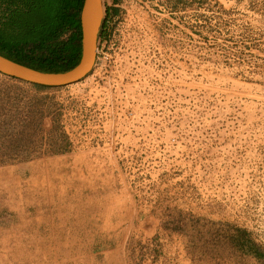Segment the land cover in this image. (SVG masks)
I'll return each mask as SVG.
<instances>
[{"label": "rangeland", "instance_id": "374dc122", "mask_svg": "<svg viewBox=\"0 0 264 264\" xmlns=\"http://www.w3.org/2000/svg\"><path fill=\"white\" fill-rule=\"evenodd\" d=\"M115 6L91 74L38 89L73 148L0 163V264H257L170 227L190 213L264 244V0Z\"/></svg>", "mask_w": 264, "mask_h": 264}, {"label": "trees", "instance_id": "16d2710c", "mask_svg": "<svg viewBox=\"0 0 264 264\" xmlns=\"http://www.w3.org/2000/svg\"><path fill=\"white\" fill-rule=\"evenodd\" d=\"M110 1L99 33V48L109 37V22L117 12L115 4L119 0ZM81 3L82 0H0V54L45 70L59 71L74 66L81 56ZM4 84L0 105H4L5 154L0 156V163L27 161L73 148L69 134L60 123L62 102L54 94L38 90L62 86L32 84L6 75ZM187 215L182 223L170 228L196 236L207 257L212 256L217 245H225L234 258L248 256L255 263L264 264V244L250 230L231 222ZM187 242L193 255L196 244L189 238Z\"/></svg>", "mask_w": 264, "mask_h": 264}, {"label": "water", "instance_id": "95a60500", "mask_svg": "<svg viewBox=\"0 0 264 264\" xmlns=\"http://www.w3.org/2000/svg\"><path fill=\"white\" fill-rule=\"evenodd\" d=\"M105 15L104 0H82L80 8L81 56L66 70L33 68L0 54V73L32 84L65 86L84 80L94 70L99 51V33Z\"/></svg>", "mask_w": 264, "mask_h": 264}, {"label": "crops", "instance_id": "0c3cea01", "mask_svg": "<svg viewBox=\"0 0 264 264\" xmlns=\"http://www.w3.org/2000/svg\"><path fill=\"white\" fill-rule=\"evenodd\" d=\"M117 227L115 228V230H113L111 233L113 234V235H115L116 234V232L118 233V231H119V229H118V224L116 225ZM97 237V236H96ZM96 237H94L93 238V241H92V250H95L96 248H99V247H102V246H107V245H109V244H111V243H113L112 241H109V239L108 238H106V237H103L102 235H98V238H97V242L95 241V239H96ZM112 250V252H117L118 253V251L120 250V247L117 245V246H115L114 248H112L111 249ZM114 262L111 260V259H109L108 261H106V264H113ZM88 264H96L95 263V261L94 260H91V262L90 263H88Z\"/></svg>", "mask_w": 264, "mask_h": 264}, {"label": "bare ground", "instance_id": "6f19581e", "mask_svg": "<svg viewBox=\"0 0 264 264\" xmlns=\"http://www.w3.org/2000/svg\"><path fill=\"white\" fill-rule=\"evenodd\" d=\"M101 204V203H100ZM94 206V205H93ZM100 206V205H99ZM65 207V206H64ZM68 207V206H67ZM60 208V207H59ZM85 208V207H84ZM64 209V208H63ZM66 209V208H65ZM56 210V209H55ZM60 211V210H59ZM101 211V210H100ZM67 212V211H66ZM94 212V211H93ZM88 213H90V212H88ZM99 216V215H98ZM103 216V215H102ZM100 217V216H99ZM115 217V216H114ZM117 217V216H116ZM57 218V217H56ZM93 218V217H92ZM102 219V218H101ZM50 220H51V218H50ZM49 220V221H50ZM56 220V219H55ZM113 220H115V219H113ZM62 221V220H61ZM65 221V220H64ZM62 223V222H61ZM64 223V222H63ZM84 223V222H83ZM113 223V222H112ZM97 225V224H96ZM94 226V225H93ZM99 226V225H98ZM104 226V225H103ZM115 226V225H114ZM100 227V226H99ZM55 228V227H54ZM63 228V227H62ZM53 230V229H52ZM50 231V230H49ZM51 232V231H50ZM53 232V231H52ZM54 235V234H53ZM64 236H66V235H64ZM65 242H67V241H65ZM63 243V242H62ZM62 249V248H61ZM63 250V249H62ZM65 253V252H64ZM88 260V259H87Z\"/></svg>", "mask_w": 264, "mask_h": 264}]
</instances>
